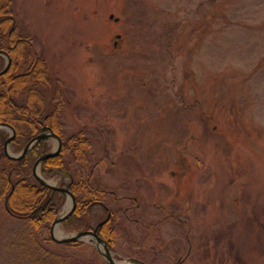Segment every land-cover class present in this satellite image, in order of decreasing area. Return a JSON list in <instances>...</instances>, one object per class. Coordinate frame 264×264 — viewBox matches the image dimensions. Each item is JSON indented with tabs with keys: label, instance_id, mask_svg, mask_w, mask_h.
I'll list each match as a JSON object with an SVG mask.
<instances>
[{
	"label": "rangeland",
	"instance_id": "obj_1",
	"mask_svg": "<svg viewBox=\"0 0 264 264\" xmlns=\"http://www.w3.org/2000/svg\"><path fill=\"white\" fill-rule=\"evenodd\" d=\"M4 1L76 139L66 171L39 175L103 200L56 237L110 213L117 264H264V0ZM7 207L0 264H108L94 241L56 243Z\"/></svg>",
	"mask_w": 264,
	"mask_h": 264
},
{
	"label": "trees",
	"instance_id": "obj_2",
	"mask_svg": "<svg viewBox=\"0 0 264 264\" xmlns=\"http://www.w3.org/2000/svg\"><path fill=\"white\" fill-rule=\"evenodd\" d=\"M6 4V1L0 0V50L8 54L11 64L8 72L0 77V123H6L14 129L15 136L9 147L15 152L22 151L29 141L41 133L50 131L61 138V153L41 164V175L48 179L53 171L65 170L62 153L72 146L74 148L76 139L72 137L65 140L61 131L62 104L57 101L58 96H53V102L57 105H51L47 101L46 94L50 91L51 76L44 60L37 57L30 60V56L25 53L36 56L30 47L25 45L16 30L10 34L13 16ZM2 60L0 57V64ZM2 66L3 64L0 65V71L4 67ZM8 137L9 134L5 130H0V196H6L7 210L12 215L26 219L35 228L42 225L49 229L66 196L41 184L31 173L35 162L49 150L48 140L38 141L23 159L12 160L5 155L3 149ZM70 177L69 186L76 199V207L73 214L62 223L67 230H71L74 222L84 224L83 219L88 208L103 203L100 195L91 191L86 183L75 182L74 175ZM98 235L105 240L109 249L112 248L115 230L109 227V222L99 229ZM36 262L56 264L48 260Z\"/></svg>",
	"mask_w": 264,
	"mask_h": 264
},
{
	"label": "water",
	"instance_id": "obj_3",
	"mask_svg": "<svg viewBox=\"0 0 264 264\" xmlns=\"http://www.w3.org/2000/svg\"><path fill=\"white\" fill-rule=\"evenodd\" d=\"M0 56H4L7 60L4 69L0 71V76H2L9 69L11 60H10L9 56L7 55V53L4 51H0ZM0 129H7L10 133V136L7 138V140L4 143L3 149H4L5 155L9 159H12V160L23 159L25 157V155L32 149V147L40 140L54 139L57 142V146L55 147L54 151L42 155L35 162V164L33 166V171H32L34 177L41 184L49 187L53 191H59V192L63 193L64 195L67 196V202L68 201L70 202V206H69L68 210L66 212H64L61 216H59L58 218H55V220L53 221L51 229H50L51 239L53 241H55L56 243H59V244H70V243L82 242L84 238H87V239L95 242L96 249L99 251V253L102 255V257L106 260V262L108 264H117V263H115L112 255H111V252L109 251V249L106 245V242L101 237H99V235H98V230L109 221V219L111 217L110 213H108L107 217L103 221L98 223L97 226L93 230L81 231V232L69 235L67 237L61 238V239H58L56 237V233H55L56 228H58V226L64 220H66L68 217H70L73 214L75 207H76V199H75L74 195L72 194V192L70 191L69 186L55 187L53 185H50L45 179H43L39 175L40 174L39 172H40V165L43 161H45L49 158L58 156L60 154L61 149H62L61 139L56 134H54L52 132L42 133V134L37 135L29 143H27V145L23 148V150L19 154L13 155L9 150V144L15 136V131L10 125H8L6 123H0Z\"/></svg>",
	"mask_w": 264,
	"mask_h": 264
},
{
	"label": "flooded vegetation",
	"instance_id": "obj_4",
	"mask_svg": "<svg viewBox=\"0 0 264 264\" xmlns=\"http://www.w3.org/2000/svg\"><path fill=\"white\" fill-rule=\"evenodd\" d=\"M8 6H9V4H8ZM12 21H13V22H12V28H11L10 31H9L10 34H12L13 32H15V30H16V29H15V25H14V24H15L14 19H13ZM23 41H24V40H23ZM95 205H101V204H94V205H92V206H95ZM92 206H91V207H92Z\"/></svg>",
	"mask_w": 264,
	"mask_h": 264
},
{
	"label": "bare ground",
	"instance_id": "obj_5",
	"mask_svg": "<svg viewBox=\"0 0 264 264\" xmlns=\"http://www.w3.org/2000/svg\"><path fill=\"white\" fill-rule=\"evenodd\" d=\"M69 206H70V202L68 201L67 206L65 207V211H64V212H66V211L68 210ZM64 212H63V213H64ZM63 213H62V214H63ZM57 229H58V228H56V231H55L56 234H57V232H58Z\"/></svg>",
	"mask_w": 264,
	"mask_h": 264
}]
</instances>
